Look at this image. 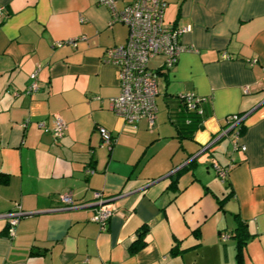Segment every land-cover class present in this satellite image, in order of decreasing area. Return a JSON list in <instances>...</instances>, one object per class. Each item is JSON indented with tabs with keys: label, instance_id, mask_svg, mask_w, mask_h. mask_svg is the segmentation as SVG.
Returning <instances> with one entry per match:
<instances>
[{
	"label": "crops",
	"instance_id": "crops-1",
	"mask_svg": "<svg viewBox=\"0 0 264 264\" xmlns=\"http://www.w3.org/2000/svg\"><path fill=\"white\" fill-rule=\"evenodd\" d=\"M165 2L164 23L188 26L179 43L193 50L159 70L154 126L133 130L110 110L117 73L102 56L126 28L108 25L106 7L0 0V264H264V0ZM188 93L204 100L196 130L177 100ZM231 115L245 151L225 137L195 157ZM53 116L66 126L57 142L40 126ZM213 161L230 166L225 180ZM94 192L113 199L103 228L90 221ZM62 195L87 206L60 209ZM17 207L9 237L2 216Z\"/></svg>",
	"mask_w": 264,
	"mask_h": 264
},
{
	"label": "built area",
	"instance_id": "built-area-1",
	"mask_svg": "<svg viewBox=\"0 0 264 264\" xmlns=\"http://www.w3.org/2000/svg\"><path fill=\"white\" fill-rule=\"evenodd\" d=\"M97 4L109 10V26L122 24L126 28L125 42L122 45L106 48L102 56V62L114 67L117 73L119 93L110 100V110L130 129L135 130L137 123L141 120H145L151 128L154 126L156 115L158 72L159 70L164 73L170 71L176 65L181 53L193 50L179 43L180 37L190 28L186 26L176 29L164 23L165 0H132L121 9L115 7L114 0H97ZM3 11V8H0V20L3 17ZM74 43L75 40H67L56 42L53 46L60 47L62 44L74 46ZM155 58L160 60V64L158 68L150 69L148 63ZM37 71L38 69L29 76L30 82L25 90L27 95L35 93L38 89ZM244 91L246 92L247 88ZM178 98L183 101L187 111L202 116L199 105L204 102L203 99L189 93ZM240 121L239 115L228 116L226 128L220 131L195 157L207 154L219 139L225 137L231 138L233 151H245L243 146L238 145ZM40 126L44 132L50 133L54 142L62 139L66 130L64 122L58 116H53L50 128L42 124ZM98 132L103 144L109 148L114 143L111 134L103 128H99ZM211 166L221 180L226 179L230 166L221 168L214 161L211 162ZM86 173L92 174L93 171L87 170ZM112 200L101 192H94L91 205L95 207V213L90 219L92 223L100 228L105 226L112 215ZM59 201L60 209L87 206V204H77L70 195L60 196ZM23 216V212L18 207L2 216L8 225L9 237L14 236V227Z\"/></svg>",
	"mask_w": 264,
	"mask_h": 264
},
{
	"label": "trees",
	"instance_id": "trees-1",
	"mask_svg": "<svg viewBox=\"0 0 264 264\" xmlns=\"http://www.w3.org/2000/svg\"><path fill=\"white\" fill-rule=\"evenodd\" d=\"M178 102H179V105L181 107V112L184 114V117H186V120H187V124L189 125V127H191L192 130H196L198 127H199V123H200V120H201V117L198 116L196 113L194 112H189L186 110L184 104H183V101L179 100V98L177 99ZM241 127L239 126V133L241 132ZM146 229H143L142 233L140 234V236H138L139 238L137 239V241L139 240L140 244L137 245V247H141L143 246V242H141V238L142 236H144V234H146ZM244 245V240H239L238 243H237V248H238V251H237V260L239 262L240 260V249L241 247ZM240 264V263H239Z\"/></svg>",
	"mask_w": 264,
	"mask_h": 264
},
{
	"label": "rangeland",
	"instance_id": "rangeland-1",
	"mask_svg": "<svg viewBox=\"0 0 264 264\" xmlns=\"http://www.w3.org/2000/svg\"><path fill=\"white\" fill-rule=\"evenodd\" d=\"M158 61H159V59H157V58L150 60L149 63H148V67L149 68H153V66L157 65Z\"/></svg>",
	"mask_w": 264,
	"mask_h": 264
},
{
	"label": "water",
	"instance_id": "water-1",
	"mask_svg": "<svg viewBox=\"0 0 264 264\" xmlns=\"http://www.w3.org/2000/svg\"><path fill=\"white\" fill-rule=\"evenodd\" d=\"M221 139H222V138H221ZM221 139H219L217 142H219ZM217 142H216V143H217Z\"/></svg>",
	"mask_w": 264,
	"mask_h": 264
}]
</instances>
